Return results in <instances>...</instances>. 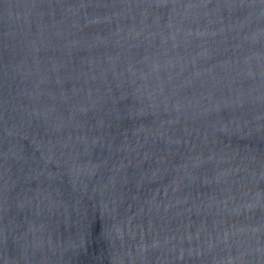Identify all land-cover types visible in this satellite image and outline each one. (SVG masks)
Masks as SVG:
<instances>
[{"label": "water", "instance_id": "95a60500", "mask_svg": "<svg viewBox=\"0 0 264 264\" xmlns=\"http://www.w3.org/2000/svg\"><path fill=\"white\" fill-rule=\"evenodd\" d=\"M0 264H264V0H0Z\"/></svg>", "mask_w": 264, "mask_h": 264}]
</instances>
